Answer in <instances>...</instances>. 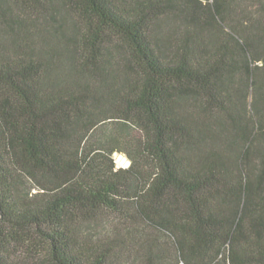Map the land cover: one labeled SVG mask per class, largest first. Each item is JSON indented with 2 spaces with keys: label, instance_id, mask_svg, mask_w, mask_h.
Returning <instances> with one entry per match:
<instances>
[{
  "label": "trees",
  "instance_id": "trees-1",
  "mask_svg": "<svg viewBox=\"0 0 264 264\" xmlns=\"http://www.w3.org/2000/svg\"><path fill=\"white\" fill-rule=\"evenodd\" d=\"M103 212L127 231L86 234ZM34 236L51 264L137 236L130 264H264V0H0V264Z\"/></svg>",
  "mask_w": 264,
  "mask_h": 264
},
{
  "label": "rangeland",
  "instance_id": "rangeland-1",
  "mask_svg": "<svg viewBox=\"0 0 264 264\" xmlns=\"http://www.w3.org/2000/svg\"><path fill=\"white\" fill-rule=\"evenodd\" d=\"M114 158L117 167H127L131 163L130 159L124 153L116 152L114 154ZM127 229L128 226L124 216L120 214H114L112 212H103L97 214L89 219L85 224V233L90 236L96 237V239L111 238L118 233L127 231ZM134 231L136 232V235H139V232L137 230ZM32 239L34 240L27 243L26 245L14 242L10 248L12 259L17 264H42V262L51 264L49 262L51 257V250L48 243L38 236H34V238ZM131 242H133L132 245L126 251L124 257L122 258V261L119 264H130L132 258L137 256L136 243H140L138 236L137 238H135V241Z\"/></svg>",
  "mask_w": 264,
  "mask_h": 264
}]
</instances>
